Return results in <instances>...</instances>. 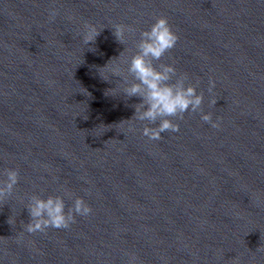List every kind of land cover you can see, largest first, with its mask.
Returning <instances> with one entry per match:
<instances>
[{
    "label": "water",
    "instance_id": "1",
    "mask_svg": "<svg viewBox=\"0 0 264 264\" xmlns=\"http://www.w3.org/2000/svg\"><path fill=\"white\" fill-rule=\"evenodd\" d=\"M161 16L179 39L155 63L198 82L218 128L185 113L178 132L149 140L147 122L127 120L139 98L105 95L119 77L102 81L97 67L126 70L139 32ZM86 22L104 28L95 51L78 35ZM117 24L135 30L125 47ZM8 168L20 181L0 208V264H264V0H0ZM63 189L66 209L80 196L91 214L67 230L22 231L27 197Z\"/></svg>",
    "mask_w": 264,
    "mask_h": 264
},
{
    "label": "clouds",
    "instance_id": "2",
    "mask_svg": "<svg viewBox=\"0 0 264 264\" xmlns=\"http://www.w3.org/2000/svg\"><path fill=\"white\" fill-rule=\"evenodd\" d=\"M57 15L56 9H50L49 21L55 22ZM103 29L84 23L78 33L84 49L96 50L93 45ZM111 29L115 40L124 47L127 34L135 31L130 26L119 24L111 26ZM178 39L167 17H158L149 28L139 32V38L135 42L136 51L124 61L126 70L119 65L109 66V61L97 67L102 81L111 83L112 77H119L116 81H120V84L115 81V87L105 90L106 96H121L125 101L132 97L139 98V102L132 105V117L127 120L134 118L139 122H147L142 127L141 134L149 140L159 141L163 137L162 133L178 132L177 121L182 120L185 113H197L210 127H219L218 120H214L212 114L203 111L201 107L204 94L198 91V82L191 83L187 74H178L174 63H155L161 61L176 46ZM85 92L87 93L86 89ZM216 102L217 100L210 101L213 105ZM19 181L18 169L0 171V208L6 199L14 197ZM65 197L72 199V193L67 189H63V195L28 196L24 209L28 212L29 220L27 223L22 222V231L29 234H47L49 229L67 230L76 221V217H87L91 214L92 209L83 197L76 196L71 207L67 209ZM8 223L13 225L10 216Z\"/></svg>",
    "mask_w": 264,
    "mask_h": 264
}]
</instances>
